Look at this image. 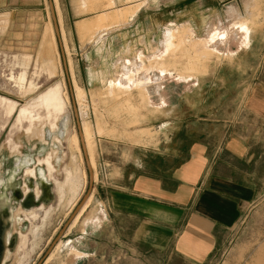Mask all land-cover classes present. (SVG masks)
<instances>
[{
    "label": "rangeland",
    "instance_id": "1",
    "mask_svg": "<svg viewBox=\"0 0 264 264\" xmlns=\"http://www.w3.org/2000/svg\"><path fill=\"white\" fill-rule=\"evenodd\" d=\"M125 3L141 4L140 9L125 21L109 24L125 25L137 17L140 37L145 17L153 13L149 41L154 46L146 51L125 44L123 49V42L118 51L106 54L101 33L109 24L92 39L81 36L80 21L67 24L64 50L71 92L57 35L55 51L47 54L42 47L50 23L55 30L49 0H0V252L8 251L3 264H264V0H120L122 7H116H128ZM207 8L209 17L195 18L197 34L187 20ZM162 12L169 20L160 19ZM238 25L241 40L234 31ZM165 32L174 33L175 41L167 61L158 66L155 60L165 53L168 40ZM202 40L210 48L219 44L218 50L193 46ZM136 52L140 61H117ZM134 65L136 70L127 74L130 81L122 83L123 67ZM161 65L170 70L164 74ZM58 85L64 107L38 101ZM74 85L84 90L82 109L93 131L96 161L92 198L75 222L77 204L90 181ZM140 86L153 92L145 93ZM54 124L59 126L56 132L51 131ZM75 132L80 144L77 169L85 173L76 190L67 175ZM56 134L62 136V145ZM231 134L245 139L248 154L239 158L225 149L220 159L211 160L212 174L242 179L246 188L227 191L241 195L239 205L223 206L233 211L234 221L215 227L217 243L210 254L196 260L173 244L161 248L133 242L136 221L109 210L105 200L120 171L140 160L177 165L199 140L214 154ZM99 201L107 215L101 226L89 224L86 231L85 219L95 214ZM83 232H88L86 237H81Z\"/></svg>",
    "mask_w": 264,
    "mask_h": 264
},
{
    "label": "crops",
    "instance_id": "2",
    "mask_svg": "<svg viewBox=\"0 0 264 264\" xmlns=\"http://www.w3.org/2000/svg\"><path fill=\"white\" fill-rule=\"evenodd\" d=\"M54 3L56 16L60 24V32L62 31L61 37L63 38L64 35L65 39H67L65 32V29H68L67 24L73 26V24L75 25L80 21L77 26L81 36L84 39L86 37L92 39L98 30L106 27L109 23L128 19L129 16L140 9L141 5L128 6L125 3L128 7H116V5L122 7L120 0H54ZM111 8H113V11H111ZM209 10L210 8L201 10L200 13L194 14L193 18L187 20L191 26L193 25L192 27L196 33L198 32L197 34L200 31L197 29L195 18L200 15L205 20L211 14ZM94 16L96 17L92 18ZM154 17L153 13L145 17L140 37H138V34L139 26L141 25L137 23V17L134 19L135 21L130 19L125 25L109 24L101 33V36H105L106 45L104 47L108 50H106V54L118 51L123 42V49L125 44H129L131 47L145 48L148 51L149 47L154 46V41H149L154 34ZM161 18L162 20H167L169 16H165L164 12H162ZM213 18L215 21L219 16ZM133 26L135 27L132 28ZM166 27L167 25H163L162 29ZM236 28L239 30L238 39L241 40L242 29L240 25ZM165 34H167L166 37L168 38V40L166 39L165 53L161 57L156 58L155 62L157 65L167 61L170 55V46H172L171 42L172 40L175 41L174 33L165 32ZM110 36L113 38H109ZM158 42H160V39L155 41L157 47L160 46ZM200 43L208 51L218 50L207 47L206 40L194 42L193 46ZM89 44L88 41L86 45ZM64 55L66 58L65 50ZM136 57H140L138 52L129 58L122 56L117 61H127V59L130 62L140 61ZM160 68L164 74L170 70L169 68L164 69V65H161ZM183 72L186 73L185 71ZM191 74L187 73L186 75L190 76ZM67 76L70 77L69 72ZM146 87L140 86L145 93L151 94L153 89ZM167 90L168 86L166 89L168 99ZM225 149L231 155L243 158L248 154L249 147L242 136L231 134L230 137L225 139L223 147L222 143L217 146L214 154H209L207 142L200 140L194 142L189 146L187 154L179 160L177 165L157 164V160H140L139 163L133 164L129 169L121 170L118 176L115 177L113 184H109L110 187L107 189V198L105 199L107 207L117 214L128 215L136 221L135 226L131 230V240L133 242L161 248H166L173 244L179 252L193 253L196 256V260L205 258L215 248L217 243V236L214 233L215 227L222 225V223L227 224L234 221L233 211L224 210L223 206L239 205L237 196L239 197L240 194L236 196L235 193L227 191L239 190L240 192L246 185L242 179L234 180L212 174L214 173V168L211 166V160L220 159L221 152ZM177 157L180 158L179 156ZM217 178L219 180L215 181ZM220 183L226 185L225 189L219 186ZM92 186L93 184L91 188ZM235 202L237 203L235 204ZM98 206L95 214L85 219L86 231H88L87 227L89 224L101 226L104 220L103 216L107 215L103 203L99 201ZM98 210L102 212L99 213L97 212ZM86 234L88 232H83L81 237L83 235L86 237ZM78 238L80 237H75L74 239ZM82 247L86 255L91 254L87 246Z\"/></svg>",
    "mask_w": 264,
    "mask_h": 264
},
{
    "label": "bare ground",
    "instance_id": "3",
    "mask_svg": "<svg viewBox=\"0 0 264 264\" xmlns=\"http://www.w3.org/2000/svg\"><path fill=\"white\" fill-rule=\"evenodd\" d=\"M54 5H55V3H54ZM55 9H56V7H55ZM5 16H6V18L9 17L8 15H5ZM57 22H58V18H57ZM58 25H59V23H58ZM96 26H97V24H96ZM95 28H97V27H95ZM234 29H235L234 30L235 33L238 35L239 34V30L237 28H234ZM55 31L56 30H54V27H53L52 23H50V25L46 28V31L44 32V36H43V40H42V47L44 49V52L47 53V54L49 52H50L49 54H51V51H53L55 48L57 49V40H56ZM59 34H60V27H59ZM62 39H63L64 45H65L66 44L65 36ZM217 46L219 47V44H216L215 48ZM50 59H52V61H53V58H50ZM136 68H137L136 65L133 66V69L131 67L129 68L128 66H124L123 67L124 71H123V73H122V75L120 77V81H122V83H124V84H127L128 81H130V79L127 77V74H129V72L131 73V72L135 71ZM22 78H23V76H22ZM161 86L162 85H159L158 89H160ZM75 87H74L75 88V99L78 102L77 104L80 107V109H79L80 112L79 113L83 117L82 118L83 121L80 124L81 125L82 136H83V140H84V144H85V148H86V152H87V155H88V160H89L90 166H91L92 170H94L95 169V160H94V151H93V146H94L93 145L94 144L93 131L91 130V128H90L89 124L87 123V121L84 119V117L86 116L87 112H85V110L82 109V103L85 101L84 90L78 85L75 86ZM42 99H44L47 103H49V101H54V102H58L63 107L66 105L64 100H63V93H62L61 88H60L59 85L55 86V87H51L49 89V94L47 96H45V97H41L40 99H38V101H40ZM47 100H49V101H47ZM31 125H32V123H31ZM50 127H51V131H53V132H56L59 129L58 124L51 125ZM63 134L64 133H62V135ZM60 137H62V136H59L57 134L54 136L55 141H57L59 143V145H62V139ZM63 137H64V135H63ZM70 147L72 148L71 149V152H72V160H71V162L72 163H71V167H70L72 170L68 169L67 170V173H68L67 175H68V178L70 179L72 185L74 186V190H76V189L79 188V185L82 182L83 177L85 176V173H83L82 171L77 169V165H78L77 162L78 161L76 160L75 156H77V155L75 154V152H76V149L79 150L80 144H79V139H78V136H77L76 132L70 138ZM73 147H75V148H73ZM44 192H45V196L47 197L48 194H49V185L48 184L45 185ZM38 196H40V194ZM33 198L34 197H31L28 200V202L33 201ZM91 198H92V195L89 194L87 196V198H86L87 201L86 200H85L86 202L84 201V203L80 207V210H78V212L75 214L73 222L79 220L80 216L82 215V213L84 212V210L86 209L88 204L90 203L89 201L91 200ZM7 252L8 251L6 249V253ZM0 264H3V262H1Z\"/></svg>",
    "mask_w": 264,
    "mask_h": 264
},
{
    "label": "water",
    "instance_id": "4",
    "mask_svg": "<svg viewBox=\"0 0 264 264\" xmlns=\"http://www.w3.org/2000/svg\"><path fill=\"white\" fill-rule=\"evenodd\" d=\"M49 4H50L52 16H53V22H54V25H55V30H56V35H57L59 47L61 49V52L63 54V58L65 60V68H66L65 70H66V72L68 74V69H67V66H66L67 62H66L65 55H64V47H63V44L61 42V36L59 34V25H58V22H57L56 9H55V5H54V1L53 0H49ZM67 77H68V80H69V84L71 86L70 90L72 92L71 80H70V77L69 76H67ZM73 100H74V96H73ZM78 126H79L78 127L79 128L78 129V133H79V137H80L81 147H82V150H83V152H84V154L86 156L85 158H86V161H87V164H88L90 186H89V188L87 190V194H85L83 200H81V202H79L80 204H77V205H79L78 208H77V210L80 209L81 205L84 203V201L86 200L87 196L90 194V192H91V185L93 183L92 182V179H93V170H92V168L90 166V163H89V160H88V155H87V152H86V148H85V144H84V140H83V136H82L80 122H79V125ZM62 232H63V230L60 233H62ZM4 251H6V250H3L2 252H0V263L2 262L3 253H5Z\"/></svg>",
    "mask_w": 264,
    "mask_h": 264
},
{
    "label": "flooded vegetation",
    "instance_id": "5",
    "mask_svg": "<svg viewBox=\"0 0 264 264\" xmlns=\"http://www.w3.org/2000/svg\"><path fill=\"white\" fill-rule=\"evenodd\" d=\"M21 80L22 81L26 80V72H25V74H23V78L21 77Z\"/></svg>",
    "mask_w": 264,
    "mask_h": 264
}]
</instances>
